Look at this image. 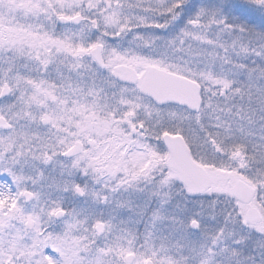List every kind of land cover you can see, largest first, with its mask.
<instances>
[{
  "label": "snow or ice",
  "instance_id": "snow-or-ice-1",
  "mask_svg": "<svg viewBox=\"0 0 264 264\" xmlns=\"http://www.w3.org/2000/svg\"><path fill=\"white\" fill-rule=\"evenodd\" d=\"M0 264H264V0H0Z\"/></svg>",
  "mask_w": 264,
  "mask_h": 264
}]
</instances>
